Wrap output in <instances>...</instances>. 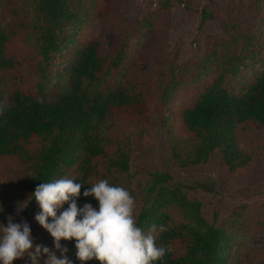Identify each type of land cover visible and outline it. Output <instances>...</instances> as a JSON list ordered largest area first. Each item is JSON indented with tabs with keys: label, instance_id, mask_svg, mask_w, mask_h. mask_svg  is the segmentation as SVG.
Returning a JSON list of instances; mask_svg holds the SVG:
<instances>
[{
	"label": "trees",
	"instance_id": "16d2710c",
	"mask_svg": "<svg viewBox=\"0 0 264 264\" xmlns=\"http://www.w3.org/2000/svg\"><path fill=\"white\" fill-rule=\"evenodd\" d=\"M7 1L0 0V12ZM83 4L84 0H34L35 19L45 30L40 46L44 55L59 49L57 27L72 19L74 9ZM163 4L171 9L170 0ZM118 6H105L99 15L112 33L111 45L106 48L100 38L81 43L66 70V86L39 83L18 88L6 102V75L20 73L25 61L9 51L11 38L0 22V104L4 105L0 108V160L11 159L22 165L24 187L32 193L39 183L71 178L85 184L77 206L91 203L95 208L97 201L84 197V189L100 179L123 187L135 146L151 144L157 127L152 94L138 71L129 68V35L124 36L120 26H110L114 20L111 11H118ZM243 7L255 17L264 14V0H249L248 7ZM209 18H213L211 14L203 13L202 22ZM237 27L232 26L233 30ZM148 29L155 34V28ZM228 57L224 63L229 71L240 59L248 60L245 65L257 61L246 55ZM224 76L212 78L180 111L177 133L164 132L175 168L205 165L214 155L229 175L252 171L259 164L264 147H249L246 134L264 132V71L240 89L230 87ZM162 119L159 124L165 128ZM111 121L117 124L114 133L106 127ZM165 203L181 208L186 219L175 222L167 212L157 209L141 212L135 222L145 232L156 226V243L170 249L157 264H253L254 249L232 245L235 235L229 231L227 219L219 225L209 224L201 214L200 203L176 192H170ZM67 207L66 202L58 215ZM262 230L264 221L251 229ZM61 242L75 245L74 240ZM84 264L100 262L93 258Z\"/></svg>",
	"mask_w": 264,
	"mask_h": 264
},
{
	"label": "rangeland",
	"instance_id": "374dc122",
	"mask_svg": "<svg viewBox=\"0 0 264 264\" xmlns=\"http://www.w3.org/2000/svg\"><path fill=\"white\" fill-rule=\"evenodd\" d=\"M164 1L115 0L109 4L107 0H84L74 9V17L57 27L59 49L44 55L40 46L45 30L35 19L34 0H8L0 12V22L11 38L9 51L25 63L20 73L6 75L5 102L18 88L39 83L66 86V70L81 43L100 38L106 48L111 45L112 33L99 15L105 6L119 5L118 11H111L114 20L110 26H120L124 36L129 35V68L133 66L147 84L157 123L151 144L135 146L129 177L123 185L135 200V222L141 212L157 209L182 222L186 219L183 210L165 203L169 193L176 192L200 203L201 214L209 224L219 225L227 219L229 231L235 235L232 245L254 249L253 264H264V230L251 231L256 222L264 221V153L254 170L239 175H229L217 155L205 165L181 170L172 165L164 138L166 130L178 132L180 111L212 78L224 74L230 87L240 89L264 71V14L255 17L244 8L249 0H170L169 10ZM203 13L213 18L202 22ZM149 23L155 34L150 33ZM233 24L238 26L236 30ZM242 55L257 61L245 65L248 60L240 59L229 71L224 60ZM161 119L165 128L162 122L159 124ZM106 127L110 132L117 131L113 121ZM246 140L249 147H264V132H250ZM23 175L19 162L0 160V222L27 221L34 244L47 246L59 258L61 252L54 248L53 237L34 220L39 208L31 199L32 192L24 187ZM61 245L67 248L64 255L72 264H78L75 245ZM44 259L42 255L40 264ZM13 264L30 261L25 256Z\"/></svg>",
	"mask_w": 264,
	"mask_h": 264
},
{
	"label": "clouds",
	"instance_id": "9594fccd",
	"mask_svg": "<svg viewBox=\"0 0 264 264\" xmlns=\"http://www.w3.org/2000/svg\"><path fill=\"white\" fill-rule=\"evenodd\" d=\"M83 185L61 177L39 183L31 195L39 208L34 220L53 237L61 257L47 246L34 244L27 221L9 219L6 225L0 222V264H13L25 256L30 264H40L42 255L46 257L43 264H72L61 240L75 241V256L81 264L93 258L100 264H157L170 251L156 243V226L147 232L137 226L135 200L128 189L100 179L82 193L93 197L97 207L91 203L78 207ZM66 202L68 207L57 215ZM160 230L165 229L160 226Z\"/></svg>",
	"mask_w": 264,
	"mask_h": 264
}]
</instances>
